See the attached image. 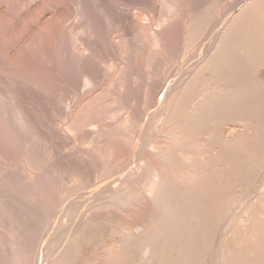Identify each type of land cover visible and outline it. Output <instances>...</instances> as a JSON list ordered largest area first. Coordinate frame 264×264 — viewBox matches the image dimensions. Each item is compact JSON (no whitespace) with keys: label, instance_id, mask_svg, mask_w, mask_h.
Here are the masks:
<instances>
[{"label":"rangeland","instance_id":"rangeland-1","mask_svg":"<svg viewBox=\"0 0 264 264\" xmlns=\"http://www.w3.org/2000/svg\"><path fill=\"white\" fill-rule=\"evenodd\" d=\"M247 2L248 0H0V264H117L113 262L115 259L112 254L119 252L116 242L119 236L115 237L110 233L116 241H113L111 236L112 240L107 239L109 231L112 230L110 228L123 223L122 226L128 224L127 227L130 228L136 226L140 229L137 232L140 233L148 224L152 225L159 219L150 187L147 188L148 191L142 190L141 186H132L129 189L131 184L138 185L134 184L135 180L138 181V178H144L148 174L144 167L155 169V180L160 176L167 182V196L174 194L177 200H171V196L170 202L182 201L180 203L184 205L178 204L181 209L184 206L183 208L188 210L187 213L196 210L195 214L201 215H196L199 225H203L202 221L205 222L213 216L210 211L217 204H214V199L209 198L208 194L214 193L212 189L217 186V191L226 187L227 184L221 182L224 176L225 181V178L236 179L242 175L243 163L236 160L242 168L235 159L238 154L239 157L244 153L240 151L241 153L235 152L237 155H230L231 152L223 150V145H218L221 143H216L219 141L211 140V131L208 133L205 129L200 133L197 131L198 134L193 133V136L191 132L188 134V130L187 135L184 131H179L180 133L173 136L175 130L172 132L173 129L170 130L167 124L165 102H170L177 94L175 92H180L192 74L207 60V56L210 57V50L212 51L216 44V35L222 34L227 22L233 19ZM201 24L206 27H201ZM194 30L197 34L205 33L198 36L196 34L197 39L193 42L190 36H195V32H192ZM249 76H253L249 81L254 80L248 84L247 79V84L243 82L244 87L254 84V81L255 86L259 84L258 81L263 87L264 65ZM215 80L212 77L211 83L208 82V85L200 90L203 93L217 90L218 79ZM261 91H264V88ZM262 94L261 98L264 96ZM262 105L257 106H261L263 111ZM226 114L228 116L229 113L223 115ZM211 119L214 118L209 119L213 123L215 119ZM243 119L245 120L235 118V124L234 119L231 124V119L222 122L226 133L220 127L222 132L219 130L217 133L221 136L220 141H232L237 138L236 133L239 136L244 135V139L249 142L254 132L252 134L251 129L246 132L247 128L244 129V126L247 125L248 119ZM239 120L242 121L238 122ZM262 121L261 124L259 122L261 126L262 123L264 125ZM207 123L211 125L210 122ZM207 126L204 128L207 129ZM168 129L172 138L167 136ZM210 129L208 126V130ZM230 131L233 135L230 133V138L226 137ZM183 137H188L191 143L194 137L193 140L196 141L193 144H196H188V140L185 142ZM178 139L185 143L178 141L181 144L177 145L175 140ZM178 146L181 149H177ZM169 156L172 159L168 161ZM183 158L186 163L182 164L180 162ZM191 159L196 160L197 164ZM212 161L216 165L211 164ZM187 162H190V166ZM191 162L194 163V169L197 168V174ZM231 164L237 166L234 168ZM205 166H211L212 170ZM226 167L228 170L224 169ZM217 171L220 174L224 171L227 175L220 176ZM260 173L263 176L259 183L253 184L256 190L249 197L243 195L244 191L240 187L241 190L234 188L235 190L231 191L235 192L230 193L234 196L231 208L227 216L223 217L221 230L215 233L213 228L214 233H210L215 235H211V238L209 236L212 241H208L211 251L208 248L207 256L203 260L205 264H220L221 259L226 257L224 253L236 255V247L231 245V238L235 237L231 233L232 225L245 227L249 224L248 220L246 221L248 213L245 208L250 204L258 205L259 201L264 199V168ZM201 175L206 177H203L204 181L201 182L204 185L195 186L193 182L196 177H200L201 181ZM212 175H219L218 178L215 177L218 180L214 182L217 183L212 184L215 179ZM193 184L198 190L207 185L209 188H202L204 192L207 190L205 193L208 192L207 195L204 193L206 197L201 195L200 190L195 192L191 187ZM126 187L129 190H126ZM114 190L130 193L125 194L124 197L127 196L120 202L113 200L111 203L108 200ZM176 196L181 200L178 201ZM200 198H209V201L207 199L204 203ZM200 207L205 213H198ZM179 210L177 212H180ZM184 213L183 216L186 214ZM262 215L261 219L264 217ZM260 218H257V221L261 220ZM262 220L264 223V218ZM262 220L259 221V227L257 226L259 230H249V235L255 232L254 236L257 238L258 234H264V231H260L264 228L260 226ZM209 221L208 224L205 222L204 228L209 225ZM144 224L145 228L142 227ZM256 224L258 225V222ZM206 228L207 231L209 227ZM195 234L198 235L197 232ZM263 234L259 237L260 241H264ZM77 235L79 242L75 246L70 239ZM175 236L173 240L166 237L167 246H163L166 238L160 240L163 248L159 249L161 254H165V258L174 253L177 259L179 255L181 259L180 253L184 252L185 255L187 248L190 247V250L194 244L192 241L197 238L192 237L191 240V237L187 239V235L181 234L184 238H179V246L178 241L177 244L175 241L174 246L171 241L177 240L179 235ZM189 239L191 246L187 242ZM108 240L113 242L109 241L107 244ZM183 240L187 243L183 244ZM102 241L103 245H99ZM169 242L174 247H169ZM181 242L183 245L180 250L184 247L186 251L179 253ZM263 243L261 246H264ZM142 244V250L148 249L143 252L139 250L141 255L144 254L141 262L159 264L163 255L159 253L157 257L149 260V247L146 242ZM99 248L105 249L102 251ZM193 248L191 251L195 254L196 250L194 248L193 251ZM92 251L94 254L96 252V255ZM162 251L170 253L166 255L167 253ZM215 253L221 254L223 258H219V261ZM107 254H110L112 259L108 260ZM231 254L229 257H232ZM175 255L170 256V260L168 256L166 262L171 261L172 264L176 259ZM250 255L253 256L251 252L248 256ZM182 257L184 258L183 255ZM190 257L192 258L189 254L187 258ZM234 258L232 263H235L237 256L235 260ZM177 259L176 262L183 261ZM193 259L190 264L194 262ZM228 259L230 261L231 258ZM189 260L186 259L187 264ZM250 261L248 259L249 263ZM123 262L125 264V261ZM199 262L201 264V261ZM126 263L129 264L128 261ZM118 264L123 263L119 261Z\"/></svg>","mask_w":264,"mask_h":264},{"label":"bare ground","instance_id":"bare-ground-1","mask_svg":"<svg viewBox=\"0 0 264 264\" xmlns=\"http://www.w3.org/2000/svg\"><path fill=\"white\" fill-rule=\"evenodd\" d=\"M244 2V1H243ZM246 2V1H245ZM224 3V2H223ZM213 4V3H212ZM217 5V4H216ZM244 6H243V8L241 7V9H240V11L238 12V14H236V15H234L235 17H233V19H231L230 21H228L227 22V24L225 25V28H224V31L222 32V34L221 35H216L217 36V40H216V44H215V47H214V49H212V51L210 50V57L208 58V56H207V60H205L204 61V63H202L199 67H198V69L194 72L195 74H192V76H191V78L188 80V82L181 88L182 90L180 91L179 89V91L180 92H175V93H177V94H173L175 97H173V99L170 101V99H169V101L170 102H168V100H167V102H165V103H167V105L165 106V111L167 110V116H168V118H167V124H168V126H169V129L171 130V129H173L172 130V132L175 130H178V131H174L173 132V136H174V134L175 133H178L179 131L180 132H182V131H184L185 132V134H186V132H187V130L189 131L188 132V134H190V132H191V134H192V136L195 134V132L198 134V132L200 133L201 131H204L203 129H205V131L206 132H208V131H211L210 132V134H211V140H213L214 142L215 141H219V142H216L217 144L218 143H221V145L220 144H218L219 146H221L222 147V145H223V150H225V151H227L228 150V152H231L230 153V155L231 154H233V156H234V154H236L235 152H239V153H241L242 151V153H244V154H240V158H243L242 160L238 157V155L236 156V159H235V161L236 160H239V162L243 165V167L241 166V164L240 163H238V161H236V163H238L244 170H245V172H244V170H243V172H241V176L238 178H236V179H227V178H225L226 180L224 181V177L222 178L223 179V181H222V179H221V182H225L227 185H226V187L225 188H222V189H220V190H218L217 191V188H218V186L217 187H215L216 188V190H215V188L214 189H212V192H213V190L215 191L214 193H211L212 194V196L213 197H211V194H208V192L207 193H205L204 192V190L203 189H205V188H207L208 186V184H207V181H205L206 182V187L204 186V187H202V188H199L200 186H199V184L200 185H202L201 184V182H203L204 180V178H206L205 177V175L204 176H202V180L201 181H199V178L197 179V177H196V180H195V182H193L194 184H195V186L198 184V186L199 187H197V188H199V190L200 191H202L201 192V195L203 196V197H206L205 195H210V196H208L209 198H213L214 199V204L216 205L217 204V206H215V207H213V209L210 211V213L213 215V216H211V218L208 220H206L205 222L208 224V221H209V225L208 226H205V228H204V224H206L204 221H202L203 222V225H199V221H198V219H197V216L199 215H197V214H195V212H196V210H195V212H191L190 211V213H187V211L188 210H186L185 208H183L182 207V209H181V206L182 205H184V204H182L181 205V203H182V201H180L179 203H176L177 202V200L175 199V197L173 196L174 194H172V193H170V194H172L171 196H172V198H171V196L170 195H168L167 196V194H169L168 192V188H167V186H168V184L166 185V183H165V181H163L164 179L163 178H160V176H159V179L158 180H155V175H153L154 174V170L152 169V168H149L148 169V167H144L145 169H147V175L143 178L142 176H141V178L139 179H137L138 181H136L135 180V182H134V184H138V185H132L131 184V186L129 187V189H131V187L133 186V187H136V186H141V189L142 190H145V189H147V188H149L150 187V193L153 195L152 197H153V203L155 204V207H156V210H157V212L156 213H158V216H159V219H156L157 220V222L156 223H154V224H152V225H150V224H148V226L145 228L144 226H145V224L142 226L143 228H145V229H143L140 233H138L137 231H138V229L139 228H137L136 226H134L133 228L131 227H127V225H125V226H122L123 225V223H121V225H120V223H119V225L117 226V224L115 225V226H117V227H111L110 229H112V230H108L109 231V237H107V239L109 238L110 239V236L112 237L113 235H115V237L117 236H119L118 237V239H117V241L115 240V238H113V241L115 240L116 242H117V246H118V249H119V252L117 253L116 251H114L115 253H117V254H112V252H111V254H112V257H113V259H115V261L113 260V262H117V264L119 263V261L121 262V263H123L124 264V262L123 261H125V264H127L126 262L128 261L129 262V264H147L146 262H141V260L143 259V256L142 255H144L143 253H142V255L140 254L141 252H143V251H145L146 249H148V248H146L145 250H142L141 249V244L144 242H146V246L147 247H149V252H151L150 253V257L148 256V259L150 260V259H154L155 257H157L158 255H159V253H160V255H163V254H161V251H160V249H161V247H162V238H170L171 240H173L174 238V235H181V234H183V236L184 235H187V239L188 238H190L191 240H192V237H193V239L194 238H196L195 239V241H192L194 244H192V242L190 241V239H189V241H187L188 243H189V245L191 246V244H192V248H193V246H194V248H195V250H196V253L195 252H193V253H195V254H192V251H191V249L189 250V248H187V251H186V249H184V247H183V250H185L186 251V253H185V255L183 254V253H180V252H182L183 250H180V249H182V245L183 244H185V243H187V242H185L184 243V240L186 241V238L183 240V244H182V242H181V248H179V247H177V248H179V253L180 254H182L183 256H184V258L182 257V255H181V259H183V261H179L178 259H180V255L178 256V259H177V256L173 253V255H175V257H176V259L179 261H177L176 262V259H175V261H173V263L172 264H187V262L188 261H186V259L188 260V259H190L189 260V263L188 264H190L191 263V259H193V256L194 255H196L194 258L196 259V261H195V259H193V261L194 262H192V264H196L195 262H199V261H201V264H202V262L204 263V259L206 258V256H207V252H208V248L210 247V245L208 244V241L210 240L211 241V239H209V236H210V238H211V235L212 236H214L215 234H213L214 232H213V228H214V231H215V233L216 232H219L220 230H221V226H220V224L222 223V220H223V217L226 215L227 216V213H228V211H229V209L231 208V202H233V200H232V198L234 197V196H232V194H235V192L233 193V192H231L234 188L236 189V188H241L243 191H244V194L243 195H247L248 197L250 196V194L251 193H253L255 190H256V188H254V183H259L260 181H259V179L261 180V177L263 176V175H261V170H263V168H264V128L262 127V126H264L263 125V123H262V126L260 125L261 124V122L260 121H262L263 119H264V114H262L263 113V111H264V109H263V111H262V107L261 106H257V105H262L263 103H264V100H262V98L264 97L263 96V94H264V91H261L262 90V88H264V86L262 87L260 84V82H258L257 81V83H259V84H257V85H259V86H255L254 84H256L255 82L256 81H254V84L253 83H251V85L250 86H252V85H254V86H252V87H250L249 85L247 86L248 87V89H247V87H244V85L245 84H247L246 82H247V79H248V84H250V82H253V80H251V81H249V78H253V76H249L250 75V73H251V75L252 74H254V70L256 71V70H258L259 69V67L261 68V66H263L264 65V0H248V2L245 4H243ZM216 7V6H215ZM209 9V8H208ZM209 11V10H208ZM207 11V12H208ZM213 11V10H212ZM228 12V11H227ZM237 13V12H236ZM211 14V13H210ZM214 14V13H213ZM202 15V14H201ZM200 15V16H201ZM233 15V14H232ZM199 16V17H200ZM208 16V15H207ZM207 16H205V17H207ZM214 16V15H213ZM190 17V16H189ZM217 17V16H216ZM201 18V17H200ZM203 18V17H202ZM211 18V17H210ZM209 19V18H208ZM197 21V20H196ZM202 21H204V20H202ZM191 22V21H190ZM201 22V21H200ZM204 22H206V20L204 21ZM208 22V21H207ZM226 22V21H225ZM199 23V22H198ZM210 23V22H209ZM222 23V22H221ZM206 24V23H205ZM200 25V24H199ZM210 25V24H209ZM196 27L198 26V25H195ZM202 26H205V25H202L201 24V27ZM199 27V26H198ZM197 27V28H198ZM206 27V26H205ZM205 29V28H204ZM203 29V30H204ZM198 30V29H197ZM201 30H202V28H201ZM201 30H199V31H201ZM206 30V29H205ZM196 30H194V31H192V32H195ZM191 32V33H192ZM204 32V31H203ZM190 33V32H189ZM190 33V34H191ZM205 33V32H204ZM204 33H202V32H200V33H198V34H204ZM219 33V32H218ZM196 32H195V38L192 36L193 34H191V36L190 37H192V39L191 40H193V42H194V39L196 40L197 38H196ZM198 34H197V36H198ZM212 34V33H211ZM217 34V33H216ZM215 36V37H216ZM200 39V38H199ZM188 40V39H187ZM214 40V39H213ZM205 41V40H204ZM209 41V40H208ZM188 43V42H187ZM192 43V42H191ZM190 43V44H191ZM209 44V43H208ZM187 45H189V44H187ZM211 45V44H210ZM187 48V47H186ZM212 48V47H211ZM207 52H208V50H207ZM205 71H207V72H205ZM258 72V71H257ZM209 75V76H207V74ZM205 76H207V77H205ZM256 75V74H255ZM211 76V77H210ZM249 76V77H248ZM209 77V78H208ZM212 77H214V79H218V83H217V87L219 88H217V90H215V91H210V92H202L201 90L203 89V87H206L205 85H208V82L209 83H211V79H212ZM257 77V76H256ZM256 77H254V78H256ZM215 80V81H216ZM244 80V81H243ZM246 80V81H245ZM255 80H257V79H255ZM214 81V82H215ZM180 82V81H179ZM182 82H183V80H182ZM242 82V83H241ZM243 82L245 83V84H243ZM261 82H263V81H261ZM180 84V83H179ZM264 83H262V85H263ZM209 87V86H208ZM207 87V88H208ZM259 87H262V88H259ZM201 89V90H200ZM261 89V90H260ZM200 90V91H199ZM212 90V89H211ZM209 91V90H208ZM261 93H263L262 94V98L260 97L261 95ZM172 95V96H173ZM259 97L261 98L260 100H259ZM257 98H258V101H257ZM264 99V98H263ZM261 100H262V102H261ZM257 102H259V103H257ZM262 103V104H261ZM264 105V104H263ZM262 105V106H263ZM264 108V107H263ZM216 109H219V111H220V113H218L219 111L218 110H216ZM218 111V112H217ZM235 112V113H230V112ZM260 111H262V112H260ZM221 112L223 113V114H225V113H229L228 114V116H227V114L226 115H223V114H221ZM237 113V114H236ZM164 114V113H163ZM219 114V115H218ZM234 114V115H233ZM230 115V116H229ZM233 115V116H232ZM165 116V115H164ZM214 118V119H211V120H214L213 121V123H211L212 121H210L209 119L210 118ZM165 118V117H164ZM235 118H237V119H240V118H245V120H247L245 123L247 124V125H243V124H241V125H243L244 126V129L245 128H247L246 129V132H248V131H250V129H251V131H252V134H253V132H254V134H253V136H252V138L250 139V143L248 142V141H246L245 139H244V135L242 136H239L238 134H236L235 133V135H237V136H235V137H237L236 139H232V141H225V142H222V140L220 141V137L221 136H219V134H217V133H219V130L221 131V129H220V127L222 128V130L224 129V127H223V125L224 124H222V122H225V120L226 119H231V120H229L230 121V124H231V121H233V119H234V124L236 123L235 122ZM261 119V118H263L262 120H260V121H257L258 119ZM166 119V118H165ZM244 120V119H243ZM244 120V121H245ZM237 121V120H236ZM242 120H239L238 122H241ZM163 122V121H162ZM166 122V121H165ZM207 122H210L211 123V125L210 124H208ZM259 122H260V124H259ZM262 122H264V121H262ZM226 123H228V121H226ZM163 124V123H162ZM171 124V125H170ZM213 124V125H212ZM222 124V125H221ZM233 124V123H232ZM209 126V128H211L210 130H208V126ZM221 125V126H220ZM226 125V124H225ZM152 126V125H151ZM163 126V125H162ZM207 126V129L206 128H204V127H206ZM212 126V127H211ZM242 126V127H243ZM261 126V127H260ZM167 127V126H166ZM192 128L195 130V131H190V129L192 130ZM263 128V129H262ZM161 129V128H160ZM160 129L158 130V131H160ZM168 129V134H167V136L169 135V133H170V130ZM229 130V129H228ZM143 131V130H142ZM198 131V132H197ZM224 131H225V133H226V129H224ZM171 132V133H172ZM179 132V133H180ZM205 132V133H206ZM222 132V131H221ZM232 131H230V132H228L229 134H228V136H226V137H229L230 138V133H231ZM166 133H167V131H166ZM194 133V134H193ZM209 133V132H208ZM224 133V134H225ZM183 134V133H182ZM185 134H183V135H185ZM196 134V135H197ZM232 135H233V133H231ZM251 134V135H252ZM187 135V134H186ZM202 135H203V133H202ZM221 135H222V133H221ZM149 136V135H148ZM176 136V135H175ZM191 136V135H190ZM208 136V135H207ZM233 136V137H234ZM169 137H171V135H169ZM178 137V136H177ZM222 137H224V135L222 136ZM225 137V138H226ZM247 137V136H246ZM133 138V137H132ZM172 138V137H171ZM170 138V139H171ZM179 138V137H178ZM184 138V137H183ZM208 138V137H207ZM210 138V137H209ZM174 139V138H173ZM181 139H182V137H181ZM188 140V137L186 138H184L183 140L186 142L187 140ZM191 139H192V137H191ZM190 139V140H191ZM193 139H194V137H193ZM191 140L192 141V143L191 142H189V140H188V144H190V145H192L193 144V142H195L194 140ZM196 139H198V138H196ZM243 139H244V142H243ZM180 139H178V140H175V142L177 143V145H179V144H183V143H185V142H183V140H181V141H179ZM201 140V139H200ZM210 140V141H211ZM248 140V139H247ZM178 141L179 142H181V143H178ZM209 142V141H208ZM246 142V143H245ZM215 143V144H216ZM246 145H245V144ZM247 143H249V147L247 146ZM187 144V145H188ZM196 144V143H195ZM195 144H193V146L195 145ZM199 144V143H198ZM201 144V143H200ZM210 144V143H209ZM212 145H213V143H212ZM217 145V146H218ZM182 146V145H181ZM174 147V146H173ZM196 147H198V146H196ZM253 147V148H252ZM176 148V147H175ZM174 148V149H175ZM195 148V147H194ZM213 148V147H212ZM211 148V149H212ZM219 148V147H218ZM255 148V149H254ZM147 149H148V147H147ZM161 149V148H160ZM177 149H181V148H179V146L177 147ZM150 150V149H149ZM172 150V149H171ZM213 150V149H212ZM231 150V151H230ZM167 151H168V149H167ZM180 151V150H179ZM210 151V150H209ZM241 151V152H240ZM176 152V151H175ZM212 152V151H211ZM227 152V153H228ZM232 152H234V153H232ZM165 153V152H164ZM207 153H209V152H207ZM222 153V152H221ZM225 153V152H224ZM177 154V153H176ZM210 154V153H209ZM213 154V153H212ZM211 154V155H212ZM220 154V153H219ZM169 155H171V154H169ZM175 155V154H174ZM207 155V154H206ZM167 156V155H166ZM184 156V155H183ZM182 156V157H183ZM232 156V157H233ZM178 157V156H177ZM181 157V156H180ZM210 157V156H209ZM212 157V156H211ZM215 157V156H214ZM226 157V156H225ZM172 159V157H170L169 156V158H167V160L169 161V159ZM174 158H175V156H174ZM206 158V157H205ZM207 158H208V156H207ZM218 158V157H217ZM177 159V158H176ZM212 159V158H211ZM231 159V158H230ZM233 159H234V157H233ZM143 160H145L144 158H143ZM147 160V159H146ZM145 160V161H146ZM166 160V161H167ZM180 160V159H179ZM217 160V159H216ZM215 160V161H216ZM141 161V160H140ZM149 161V160H148ZM168 161H167V164H168ZM191 161H195L194 163H196V160H192L191 159ZM207 160L205 159V161L204 162H206ZM175 162H176V160H175ZM178 162V161H177ZM176 162V163H177ZM186 163V161L184 162V158H183V160L180 162V163ZM193 162H191V165H192V167H193V169H194V163ZM203 162V163H204ZM211 161L209 160V163H210ZM216 162H218V161H216ZM223 162V161H222ZM231 162H233V161H231ZM170 163V162H169ZM182 163V164H183ZM188 163V162H187ZM190 163V162H189ZM188 163V165L190 166V164ZM193 163V164H192ZM209 163H208V165H209ZM215 163V162H214ZM213 163V161H212V163L211 164H214ZM221 163V162H220ZM220 163L218 164V165H220ZM224 163V162H223ZM178 164V163H177ZM181 164V165H182ZM197 164V163H196ZM195 164V165H196ZM199 164V163H198ZM210 164V165H211ZM234 164V163H233ZM176 165V164H175ZM187 165V164H186ZM186 165H184V166H186ZM200 165V164H199ZM202 165V164H201ZM205 165V164H204ZM214 165H216V163L214 164ZM217 165V166H218ZM227 165V167H229L228 166V164H226ZM232 165V164H231ZM231 165H230V167H231ZM171 166V165H170ZM177 166V165H176ZM189 166H188V168H189ZM197 166V165H196ZM203 166V165H202ZM221 166V165H220ZM224 166V165H223ZM233 167L234 166H237V164L236 165H232ZM174 167V166H173ZM172 167V168H173ZM178 167V166H177ZM200 167V166H199ZM204 167V166H203ZM207 167H210V169H211V166H207ZM206 166H205V168H207ZM227 167L226 168H224L225 170H228L227 169ZM215 168H218V167H215ZM235 168V167H234ZM202 169V168H201ZM219 169V168H218ZM233 169V168H232ZM144 170V169H143ZM173 170V169H172ZM190 170H191V168H190ZM196 170H197V168H195L194 169V171H195V173H196ZM200 170V169H199ZM208 169H205V171H207ZM212 170V169H211ZM223 170V169H222ZM224 170V171H225ZM231 170V169H230ZM235 170V169H234ZM145 171V170H144ZM143 171V172H144ZM181 171V170H180ZM188 171H189V169H188ZM193 171V170H192ZM194 171H193V173H194ZM209 171V170H208ZM223 171V172H224ZM236 171V170H235ZM146 172V171H145ZM174 172V171H173ZM214 172H216V170L214 171ZM220 172V171H219ZM221 172V174L222 175H225L226 173L224 172ZM238 172H240V171H238ZM237 172V173H238ZM193 173H192V175H193ZM194 173V174H195ZM201 173H203V172H201ZM208 174H210V172H207ZM217 173H218V171H217ZM229 173V172H228ZM227 173V174H228ZM158 174V173H157ZM191 174V173H190ZM197 174V173H196ZM196 174H195V176H196ZM220 176H221V174L220 173H218ZM226 174V175H227ZM165 175H166V173H165ZM164 175V176H165ZM217 175V174H216ZM218 175V176H219ZM232 175V174H231ZM235 175V174H234ZM237 176H238V174H236ZM261 175V176H260ZM131 176H133V173H132V175ZM144 176V175H143ZM191 176V175H190ZM195 176H193V178L195 177ZM213 176V175H212ZM218 176H215V177H217L218 178ZM229 176V175H228ZM233 176V175H232ZM184 177V176H183ZM189 177V176H188ZM192 177V176H191ZM204 177V178H203ZM214 177V176H213ZM213 177H211L212 179H213ZM214 177V178H215ZM157 178H158V176H157ZM167 178V177H166ZM173 178V177H172ZM192 178V179H193ZM207 178H208V176H207ZM210 178V179H211ZM217 178H215V179H211L212 180V184H214V183H217V182H214V181H217L218 179ZM221 178V177H220ZM219 178V179H220ZM231 178H233V177H231ZM235 178V177H234ZM163 179V180H162ZM209 179V178H208ZM208 179H206V180H208ZM191 180V179H190ZM264 180V179H263ZM178 181V180H177ZM220 181V180H219ZM208 182H209V180H208ZM211 182V181H210ZM214 182V183H213ZM194 184H193V186H191L192 187V189H194L195 190V192H196V190H198V189H195L196 187L194 186ZM204 185V184H203ZM202 185V186H203ZM216 185V184H215ZM218 185V184H217ZM220 185V184H219ZM122 187H123V185H121ZM210 186V185H209ZM213 186V185H212ZM221 186V185H220ZM223 186H225V185H223ZM222 186V187H223ZM172 187V186H171ZM195 187V188H194ZM209 188V187H208ZM238 189V190H241V189ZM121 189V188H120ZM127 187H126V190H129ZM219 189V188H218ZM234 189V190H235ZM124 190V189H123ZM121 191V190H119V191H117V190H114V194H113V192H112V196L109 198L110 200H108V201H112V202H114V201H117V202H120L121 200H123L125 197H124V195L125 194H128L129 195V193H127L126 191ZM140 190V189H139ZM149 189H147V191H148ZM173 190H174V188H173ZM172 190V191H173ZM190 190V189H189ZM198 190V191H199ZM210 190H211V188H210ZM233 190V191H234ZM116 191V192H115ZM133 191V190H132ZM191 191H193V190H191ZM199 191V192H200ZM243 191H239V193H243ZM138 192V191H137ZM187 192V191H186ZM238 192V191H237ZM182 193V192H181ZM204 193H205V195H204ZM230 193H232V194H230ZM177 194V193H176ZM180 194V193H179ZM199 194V195H198ZM181 195V194H180ZM182 195H184V194H182ZM181 195V196H182ZM191 195H194V194H191ZM197 195L200 197V193H198L197 192ZM232 196L231 197V199L229 198L230 196ZM150 196V195H149ZM170 196V197H169ZM201 196V197H202ZM238 196H239V194H238ZM240 196H242V195H240ZM124 197V198H123ZM179 196H176V198H178ZM149 198V197H148ZM169 198H171V200L174 198L175 200H176V202H170L171 200L169 199ZM209 198H207L208 199V201H209ZM238 198V197H237ZM240 198V197H239ZM201 199H203V201H204V203H205V200H207V199H205L204 200V198H200L199 200H201ZM234 199H236V198H234ZM114 200V201H113ZM133 200V199H132ZM170 200V201H169ZM179 200H181V198L179 199L178 198V201ZM237 200V199H236ZM241 200V199H240ZM203 201L201 202V203H203ZM207 201V202H208ZM242 201V200H241ZM105 202V201H104ZM111 202V203H112ZM117 202H115V203H117ZM213 202H211L212 204H213ZM238 202V201H237ZM256 202V201H255ZM260 203H258V205H256L257 203H253L254 205H251L250 204V206L248 205V207L247 208H245V210L247 209V213H248V218L246 219V221L248 220V222H249V224H246L245 225V227H240V226H233L232 225V227H233V232H231V233H233L234 235H235V237H234V239H233V234H231L232 236V246H234L235 245V247H236V249H234V253H236V255H234L233 253V255L235 256V258L233 257V255L231 254V256L232 257H229V255L230 254H227V253H224V254H226V255H224V256H226L223 260L221 259V258H223V257H221L220 255H218V254H216V255H218V257H216V256H214V257H216V258H220L221 259V261H220V259H219V261L221 262L220 264H264V255H263V253H264V250H263V248H264V246H261V243H263L262 241H260V239H259V237H262L261 235L263 234H261L260 236H258L257 235V238H256V235L254 236V233L256 232V231H258L257 230V226L259 227V221L261 222V220L264 218L263 216H264V206L262 207L261 205L262 204H264V199H261L260 201H259ZM210 203V202H209ZM210 203V204H211ZM250 203V202H249ZM70 204V203H69ZM178 204H180V205H178ZM235 205H237V204H235ZM75 206V205H74ZM154 206V205H153ZM175 206H177V207H175ZM180 206V207H179ZM195 206H198V205H196L195 204ZM200 206H201V204H200ZM203 206V205H202ZM261 206V207H260ZM204 207V206H203ZM210 208H212L211 206H209ZM176 208H178L177 209V211L179 210V208L181 209V210H179L180 212H181V215H182V213H184V211H186L184 214V216L182 215V217H180L181 215H180V212H177L176 211ZM201 208V207H200ZM205 208H208V207H205ZM185 209V210H184ZM199 209V208H198ZM183 210V211H182ZM192 210H193V207H192ZM200 210V211H199ZM198 210V213H200V212H202V210H204V209H199ZM77 211H79V210H77ZM194 211V210H193ZM205 211V210H204ZM203 211V212H204ZM209 211V210H208ZM233 211V210H232ZM203 212L201 213V214H203ZM239 212V211H238ZM205 213V212H204ZM246 213V214H247ZM179 214V215H178ZM206 214H208V213H206ZM230 214H231V210H230ZM263 214V215H262ZM153 215V214H152ZM177 215V216H176ZM197 215V216H196ZM261 215H262V219L260 218L261 217ZM200 217H201V215H199ZM206 216V215H205ZM204 216V217H205ZM207 217V216H206ZM65 217H63V219H64ZM227 218V217H226ZM225 218V219H226ZM257 218H260L261 220H259V221H257L258 219ZM202 219H204V218H202ZM230 219V218H229ZM200 221H201V219H199ZM245 220V219H244ZM66 221V220H65ZM69 221H70V219H69ZM151 221V220H150ZM258 222V225L256 224L257 222ZM202 222H201V224H202ZM69 223V222H68ZM198 223V224H197ZM227 224V223H226ZM237 224V223H236ZM262 224H264L263 223V220H262ZM262 224H260V226H264V225H262ZM62 225V224H61ZM60 225V226H61ZM64 225V224H63ZM230 225V224H229ZM253 225H255V226H253ZM65 226V225H64ZM132 226V225H131ZM201 226V227H200ZM226 226V225H225ZM136 227V228H135ZM206 227H209L208 228V230L206 231L205 229H207ZM229 227H231V226H229ZM250 227V228H249ZM59 228V227H58ZM61 228V227H60ZM141 228V227H140ZM225 228H227V227H225ZM225 228H223V231H224V229ZM261 228V227H260ZM130 229H133V230H130ZM204 229V230H203ZM262 229V228H261ZM260 229V231H264V228L261 230ZM81 230V229H80ZM140 230V229H139ZM249 230L250 231H255V232H251V234L252 235H249L250 234V232H249ZM132 231H135V233L134 232H132ZM177 232V234H175ZM179 232V233H178ZM195 232H197V234L198 235H196V237H195V235H194V233ZM204 232H206V233H204ZM211 232H213L212 234H210ZM222 232V231H221ZM247 232H249L248 234H247ZM56 233V232H55ZM87 233V232H86ZM113 234V235H111V234ZM170 233H172L173 234V236H172V234H171V236H167L166 234H169L170 235ZM260 233V232H259ZM108 234V233H107ZM194 235V236H191V235ZM225 234V233H224ZM229 234V233H228ZM257 234V233H256ZM54 235V234H53ZM175 236V237H176ZM179 236H177L178 238H177V240L175 239L174 241H171V242H173V244H174V242L176 241V244H177V241L178 240H181V239H179V238H182L181 236L179 237ZM263 236H264V234H263ZM70 237V236H69ZM78 235L77 236H74V237H71L72 239H70V240H72V243H74L75 244V246H77V242H79V241H77L78 240ZM90 237V236H89ZM112 238L110 239V240H112ZM167 238L166 239H164L166 242H164L163 241V243H165V245H163V246H167ZM173 238V239H172ZM184 238V237H183ZM182 238V239H183ZM213 238V237H212ZM230 238V237H229ZM258 239H259V241H258ZM69 240V239H68ZM110 240H108L106 243L108 244V242L110 241ZM161 240V241H160ZM113 241H110V242H113ZM209 241V242H210ZM212 242V241H211ZM228 242V241H227ZM226 242V243H227ZM261 242V243H260ZM64 243V242H63ZM103 243V241L101 242V244H99V245H103L102 244ZM106 243H104L105 245H107ZM170 243V242H169ZM191 243V244H190ZM224 243H225V241H224ZM57 244V243H56ZM84 244V243H83ZM176 244H174V246L176 245ZM208 244V245H207ZM214 244H215V242H214ZM228 245H229V242L227 243ZM264 244V243H263ZM262 244V245H263ZM99 245H96V246H99ZM142 245H144V244H142ZM171 245V243L169 244V247H174V246H170ZM178 246H179V241H178V244H177ZM187 245L188 244H186V247H187ZM212 245V244H211ZM231 245H229V246H231ZM54 246V245H53ZM95 246V247H96ZM109 246V245H108ZM116 246V247H117ZM224 246V245H223ZM225 246H227V245H225ZM116 247H113V248H116ZM145 247V246H144ZM144 247H143V249H144ZM185 247V248H186ZM228 247V246H227ZM77 248V247H76ZM98 248V247H97ZM96 248V249H97ZM160 248V249H159ZM163 248V247H162ZM166 248V247H165ZM194 248H193V251H194ZM217 248V247H216ZM50 249V248H49ZM80 249V248H79ZM85 249V248H84ZM96 249H94V250H96ZM100 249V248H99ZM105 249V248H104ZM103 249V250H104ZM168 250H169V248H167ZM172 249V248H171ZM170 249V251L171 252H173V250H171ZM219 249H220V247H219ZM226 249V248H225ZM229 249H231V248H229ZM72 250V249H71ZM98 250V249H97ZM100 250H102V249H100ZM102 250V251H103ZM115 250V249H114ZM141 252H140V251ZM163 250V249H162ZM177 250V251H176ZM175 251L176 252H178V249H176ZM188 250H189V253H188ZM209 250H210V248H209ZM233 250V249H232ZM231 250V251H232ZM51 251V250H50ZM58 251H59V249H58ZM61 251V250H60ZM160 251V252H159ZM211 251V250H210ZM227 251V250H226ZM225 251V252H226ZM251 252V254L253 255V256H248L249 255V252ZM166 252V251H165ZM165 252H163L162 251V253H165ZM92 253H93V251H92ZM148 253V252H147ZM167 253V252H166ZM170 252H168L166 255H168ZM254 253L256 254V256H254ZM89 254H91V253H89ZM94 254V253H93ZM92 254V255H93ZM177 254V253H176ZM188 254V256H189V254H190V256H192V258L190 257V258H187L188 256H186ZM83 255V254H82ZM94 255H96V252H95V254ZM108 255V254H107ZM113 255H115V256H113ZM173 255H171V254H169L168 256L170 257V256H172L173 257ZM223 255V254H222ZM88 256V255H87ZM105 256V255H104ZM109 256V259L108 260H110V259H112L111 257H110V254L108 255ZM142 256V257H141ZM165 256V254L163 255V257H161V260L160 259H158V261L160 260V262H158L159 264H171V261L170 262H166V261H168V259L170 260V259H172L171 257L170 258H168V256L165 258L164 257ZM236 256H237V259H236ZM106 257V256H105ZM252 257V258H251ZM55 258V257H54ZM165 258V259H164ZM168 258V259H167ZM228 258H231L230 259V261H229V259ZM232 258H234V260H235V263L233 262L232 263V261L231 260H233ZM167 259V260H166ZM180 259V260H181ZM210 259H214V258H210ZM248 259H249V261H250V263L248 262ZM106 260V259H105ZM174 260V259H173ZM184 260H185V262H184ZM61 261V260H60ZM152 261H154V260H152ZM156 261V260H155ZM208 261V260H207ZM206 261V262H207ZM57 262H59V260L57 261ZM175 262V263H174ZM209 262V261H208ZM211 262V261H210ZM218 262V261H217ZM54 263V262H53ZM61 263V262H60ZM153 263V262H152ZM57 264H59V263H57ZM88 264V263H87ZM113 264H115V263H113ZM156 264V263H155ZM199 264H200V262H199ZM205 264V263H204ZM219 264V263H218Z\"/></svg>","mask_w":264,"mask_h":264}]
</instances>
